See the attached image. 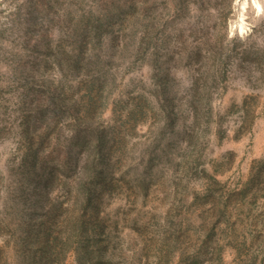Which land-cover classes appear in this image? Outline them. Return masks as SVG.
Returning a JSON list of instances; mask_svg holds the SVG:
<instances>
[{"label": "rangeland", "instance_id": "374dc122", "mask_svg": "<svg viewBox=\"0 0 264 264\" xmlns=\"http://www.w3.org/2000/svg\"><path fill=\"white\" fill-rule=\"evenodd\" d=\"M243 1L0 0V264H264Z\"/></svg>", "mask_w": 264, "mask_h": 264}, {"label": "bare ground", "instance_id": "6f19581e", "mask_svg": "<svg viewBox=\"0 0 264 264\" xmlns=\"http://www.w3.org/2000/svg\"><path fill=\"white\" fill-rule=\"evenodd\" d=\"M253 4L256 6L258 13H261L262 15H264V0H253ZM242 5V16H241V21H239L240 23V31L242 33L245 32L246 30V23H245V16H244V12L247 11L248 6L250 5L249 0H244Z\"/></svg>", "mask_w": 264, "mask_h": 264}]
</instances>
